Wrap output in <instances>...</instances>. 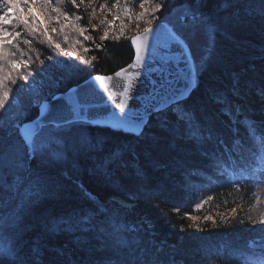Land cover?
I'll return each instance as SVG.
<instances>
[{"label":"trees","instance_id":"obj_1","mask_svg":"<svg viewBox=\"0 0 264 264\" xmlns=\"http://www.w3.org/2000/svg\"><path fill=\"white\" fill-rule=\"evenodd\" d=\"M29 1L55 29L47 37L17 10V20L0 25L12 37L0 45L7 83L15 71L60 92L112 73L133 58L132 34L121 28L143 24L148 13L156 22L182 7L186 19L209 22L213 38L190 95L154 113L139 134L74 122L62 129L61 157L49 149L42 159L26 156L16 126L34 118L38 104L0 114V217L14 211L3 227L10 250L0 257L7 264H261L264 248L251 242H264L262 214L252 209L264 166V0L16 3ZM15 12L0 0V15L11 20ZM15 61L27 66L14 69ZM200 200L209 205L194 220Z\"/></svg>","mask_w":264,"mask_h":264},{"label":"water","instance_id":"obj_2","mask_svg":"<svg viewBox=\"0 0 264 264\" xmlns=\"http://www.w3.org/2000/svg\"><path fill=\"white\" fill-rule=\"evenodd\" d=\"M145 29L150 31L145 34ZM145 29L130 37L133 58L129 63L112 73L92 74L66 90L56 92L50 98L41 101V103L47 101L49 110L53 106L62 108L63 119L59 121V125L66 124L65 120L68 121L67 123L82 121L139 134L149 118L159 112L155 111V108L165 103L170 106L190 95L196 85V68L191 55H188L187 47L184 48L182 55L180 45L170 38V34L175 33L163 19H159ZM133 37H140V63L136 62V44L132 42ZM117 72L121 75L116 76ZM162 75L173 80L183 95H176L174 91L160 95L153 93V82L159 81ZM96 76L111 77V79L97 81L94 79ZM185 83L190 84L187 91H184ZM125 89H127L126 94ZM77 100L79 103H75ZM66 102H72L75 111H70ZM118 116L125 117L123 123L116 119ZM38 117H41L39 105L37 115L22 122L19 129L26 125L30 126ZM137 117H142V121ZM44 122L46 125L57 126L48 123L47 120ZM118 124L120 126L116 127L115 125Z\"/></svg>","mask_w":264,"mask_h":264},{"label":"rangeland","instance_id":"obj_3","mask_svg":"<svg viewBox=\"0 0 264 264\" xmlns=\"http://www.w3.org/2000/svg\"><path fill=\"white\" fill-rule=\"evenodd\" d=\"M16 2H17V0H14V3L17 5L18 3H16ZM11 7H12V5H11ZM29 8L31 9V11H29ZM12 10H14V12H15V10H17L19 13H22L23 22H26V21L30 22L31 27L34 28L35 30H38L39 26L42 27V30H43L42 32L47 37L50 36V33L53 32L55 29L54 27L46 28L45 21L43 19L44 17L39 12V10L37 9V7L33 1H29L28 6L24 5L23 3H20V5H17V7H12ZM15 13H14V15H18V16L15 19L13 17L11 19L12 22L19 18V14H17V13L15 14ZM187 14H188V11L181 7V8H178L175 12H172L171 14L167 15L166 18H162V19L179 36V38L185 42V44H187L191 47V53H192L191 58L194 62L196 70H198L197 68H199L201 63L204 61L205 57L208 55L209 48L211 46V42H212V38H213V29H212L211 24L202 18L204 23L198 26L200 28V39L198 42L193 44L192 40L190 39V33L193 29L194 21H193V17L186 19ZM147 15L151 17V15L149 13ZM150 17L148 19L145 18V21H141L143 24L134 25L133 27H131L133 25V23L129 22V24H127L126 26H123L121 28V32L122 33H128L130 35L131 34L134 35L136 32L142 31L146 27L155 23V21L153 19H151ZM179 18H181V20ZM132 22H134L133 19H132ZM89 29L90 30L93 29V30L97 31L98 28H97L96 24L92 23ZM86 30H87V28H86ZM17 32H15V34ZM15 34H14V37H16ZM93 37H95V36H93ZM11 38H10V35H3L2 33H0V45H2L4 42L11 43V41H10ZM187 49L189 51L188 47H187ZM73 51L74 50H71V52L69 53V55L71 57L75 56V52H73ZM6 52H8V50H6ZM6 54H8V53H6ZM66 62L68 63V66H69L70 60L69 61L67 60ZM12 64H13V62H12ZM21 64L25 65V63H21ZM15 65H16L15 67H17L16 69H18V70L20 67H22V65H20V62H18V61H15ZM15 67H13V68L15 69ZM49 71H50V69H49ZM3 72H6V71H3V69L0 68V92H9V100L5 104L6 110L10 111V108L12 106H19V108H17V110H16V111H18V110L22 109V106L23 107L24 106L29 107L31 105H36L37 104L36 101L41 102L45 99L50 98L51 95L56 93V90H55L56 86H53L55 84L51 85L53 82L48 83V81H47V83L44 82L45 83L44 84V83L35 82L34 80H31V79L27 80L23 76H17L15 74V71L14 72L11 71L12 75L10 74V77H9L10 80H9V83H7L6 79H4L1 75V74H3ZM46 79H47V76H46ZM4 87H6L8 89L10 88V89L9 90L7 89L8 91H5ZM37 87L39 89H37ZM18 100H19V102H18ZM17 103H19V104H17ZM242 111H243V109H242ZM244 113H246V112H244ZM74 122L59 125V127L54 126V125H47V130H48L49 135L46 137V139L48 140V142L50 144V150L48 153L49 155H51L55 158L61 157V155L64 153V148H66L65 140H64L65 138L63 136L64 134L62 133V129L70 128L69 125L74 123ZM77 122H81V121H76V123ZM263 181H264V169H262V171L260 172V175L257 179V185L254 186L253 195L255 196V198H254L253 203L255 206L252 208V209L258 210L257 212L261 213L262 215H264V201L261 198L262 197V189L264 187ZM16 184H17V182H16ZM118 202L125 207L131 206V203H129V202L120 201V200ZM207 205H209V203L205 202V204H203V202L200 200L199 203H197V205H194L193 211L195 213L191 215V218H193L194 220L199 219V218L204 219L205 216L203 214L205 213L204 211H206V209H207L206 208ZM10 209L7 210L5 212V214H3L2 217H0V252H8L10 250L9 235L6 232L3 233L4 225L6 224L7 221L11 220V214L14 213L13 209H11V210ZM231 212H233V210ZM251 220L254 221L253 228L258 226V223L255 222V219H251ZM257 220H260V219H257ZM259 228H264V227H262V224H261L259 226ZM258 240H256V241H258ZM251 245L256 247V248H264V242H260V243L251 242Z\"/></svg>","mask_w":264,"mask_h":264},{"label":"snow or ice","instance_id":"obj_4","mask_svg":"<svg viewBox=\"0 0 264 264\" xmlns=\"http://www.w3.org/2000/svg\"><path fill=\"white\" fill-rule=\"evenodd\" d=\"M8 2L12 5V7H15L14 0H8ZM75 2V0H73ZM141 7H143V4H141ZM29 11L31 9L29 8ZM193 29L190 33V39L192 40L193 44L199 41L200 39V28L198 27L199 25L203 24L204 21L202 18L197 17L195 14H193ZM12 21L8 18V14L4 13L3 15H0V25L4 24H11ZM150 31V29H145V34H147ZM0 33L3 35H11L10 33L6 32L2 26H0ZM17 37L21 35L20 32H17L15 34ZM106 38V34H105ZM170 38L175 41L177 44L180 45L181 49V54L183 55L184 48L188 47L189 52L188 55H192L191 53V47L187 44H185L184 41L180 40L179 37H177L175 34H170ZM140 37H133L132 42L136 44V62L140 63L141 61V45L139 43ZM10 42V41H9ZM25 43H29V41H25ZM57 48L60 47L59 44L55 45ZM15 62H13V67H15ZM25 66H27V63H25ZM123 71V70H122ZM116 76H120L121 73L117 72L115 74ZM26 79V77H25ZM97 81H105V80H110L111 77H102V76H96L94 78ZM14 82V81H13ZM184 91H187L188 88L190 87L189 83L184 84ZM175 92L176 95H183L182 92L178 90L176 87V83L169 79L167 76H161L159 81H154L153 82V93L156 95L160 94H167L169 92ZM262 94H264V89L261 90ZM127 93V89H125V94ZM155 98V97H154ZM174 99V97H173ZM9 100V92H0V114L5 113L7 110L5 109V104ZM36 103L39 105L40 110H41V117L37 118V121H34L30 126L26 125L23 128H20V134L22 135L23 141L25 142L28 152L26 153V156H31V155H39L42 159L43 157L47 154L48 150L50 149V144L46 137L49 135L48 130H47V125L45 124V120H47L48 123L50 124H56L57 127H59V121L63 119L62 116V108L59 106H53L49 110V105L47 101L41 103L40 101H36ZM75 103H79V101H75ZM66 106L69 107L70 111H75V108L72 106V102H66ZM169 105L167 103L163 104L160 107L155 108V111H163L165 109H168ZM121 109L123 110V106H121ZM45 113H47L45 115ZM118 121L121 123L124 122L125 117H116ZM138 120L142 121V117H137ZM65 123L68 121L65 120ZM11 126V121L9 122ZM19 127L18 125H16ZM116 127H119L120 125H115ZM4 125L0 123V129H2ZM210 219V217H208ZM249 222H253L251 220V217H249ZM259 223L264 225V215L260 217ZM0 264H7V259L6 257H0ZM261 264H264V261L261 262Z\"/></svg>","mask_w":264,"mask_h":264},{"label":"bare ground","instance_id":"obj_5","mask_svg":"<svg viewBox=\"0 0 264 264\" xmlns=\"http://www.w3.org/2000/svg\"><path fill=\"white\" fill-rule=\"evenodd\" d=\"M263 184H264V181H263ZM262 200L264 201V187H263V189H262ZM125 204V203H124Z\"/></svg>","mask_w":264,"mask_h":264}]
</instances>
